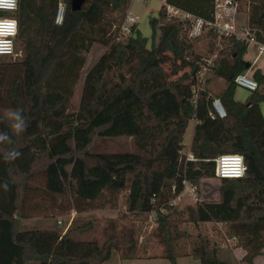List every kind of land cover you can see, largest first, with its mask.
Segmentation results:
<instances>
[{"label":"trees","instance_id":"1","mask_svg":"<svg viewBox=\"0 0 264 264\" xmlns=\"http://www.w3.org/2000/svg\"><path fill=\"white\" fill-rule=\"evenodd\" d=\"M58 1L18 0L13 14L18 22L15 49L20 41L22 55L14 64L0 63V86L7 84L6 97L0 95V114L19 108L27 122L18 136L0 123V131L13 140L11 145H0V264H104L112 250L122 260L135 258L139 248L146 253L151 240L161 246L158 257L170 264L184 256L201 264H224L217 244L207 235L182 228L185 222L221 223L223 234L245 251L242 260L247 263L264 254V116L260 108L264 73L254 69L251 76L257 89L243 102L234 98V77L248 70L244 59L248 45L233 36L217 40L212 29L197 36L206 37L207 53H216L211 72L224 80V86L215 96L205 87L195 92L188 79L169 81L162 67H145L140 58L147 51V38L136 24L130 26L125 41L119 40L129 0H85L77 11L71 9V0H61L65 15L56 25ZM236 1L242 11L246 0ZM213 2L164 0L158 16L149 20L152 39L157 26L160 36L148 58L172 47L177 58L183 59L188 44L197 38L188 37L189 20L169 17L166 5L211 20ZM263 19V15L248 18L260 41H264ZM255 24H261L262 30ZM171 39H177L176 47ZM95 42L107 48L86 71L74 110L71 98L85 65L81 54ZM192 53L194 71H198L208 55L194 43ZM100 92L108 99L89 116ZM213 98L220 99L224 117L210 118ZM191 119L196 122L189 146L193 159H186L181 152ZM96 137H130L134 150L92 152ZM10 148L21 156L5 162L3 151ZM219 155L242 156L244 175L219 179L217 200H203L184 210L170 205L184 190V181L196 186L202 178L216 177L214 159ZM123 192L125 213L106 219L97 238L76 239L72 227L65 232L56 227L22 228L23 220L37 214L54 217L55 212L115 209ZM150 213L155 214L156 225L145 243L138 245L139 229L131 215Z\"/></svg>","mask_w":264,"mask_h":264},{"label":"rangeland","instance_id":"2","mask_svg":"<svg viewBox=\"0 0 264 264\" xmlns=\"http://www.w3.org/2000/svg\"><path fill=\"white\" fill-rule=\"evenodd\" d=\"M60 1V0H59ZM58 1V2H59ZM164 3V0H129V8L126 12L125 20L123 21V25L125 24L130 27L132 24H136L137 28L141 32L142 36L147 38V51L140 58L141 61H145L147 68L149 70L156 69L158 67H162L168 75H170V79H176L178 77H183L188 79L191 83L192 88H197L199 84L198 79V71H194L193 64V53H192V44L194 43L196 49L204 55L211 56V54L207 53L205 47L206 37L195 38L193 39V43L190 42L186 49L185 55L183 59H179L176 56L175 50L171 47L170 51L166 53L159 54L153 58H148L149 51L158 42L160 36V29L157 26L156 36L152 39L151 34V26L149 20L152 17L158 16V10L161 5ZM55 14V12H54ZM114 17L115 13H111ZM263 15L264 18V0H246L243 10L240 11L238 15V20L240 23L247 22L250 16H253L256 19L260 18ZM128 17H132L134 22L131 23L128 20ZM264 21V19L262 20ZM258 29L261 24L258 26L255 24ZM129 35L128 31H122L120 36V41H125L127 36ZM170 44L173 47L177 46V39H171ZM106 46L95 42L89 51L82 53L85 57V65L83 70L81 71V75L74 87L73 96L71 98L72 108L74 110L77 109L80 96L83 86L84 75L86 71L93 65V63L97 60V58L106 50ZM22 47L20 41L17 42L16 45V56L14 58L8 57H0L1 64H14L19 60L22 55L21 51ZM256 55V50L253 46H248L246 51V59L248 62L252 63V58ZM207 57V56H206ZM254 68H260L264 72V54L260 56L258 61L255 64H252L251 68L248 69V75L251 76ZM18 71H20L18 69ZM207 81V82H206ZM201 87L207 88L212 95H217L221 88L224 86V80L215 76L211 71H208L204 76V81L200 84ZM0 95L6 97L7 95V84L0 86ZM250 92L243 87L236 86L234 92V98L238 101H245ZM107 96L104 92H100L93 103L92 109L89 112V116H92L105 102L107 101ZM262 110L264 114V104L262 105ZM194 124L192 121L188 123V127L184 134L183 144H189L192 139ZM90 151L92 152H116V151H133L134 144L133 140L130 137H121V138H100L96 137L93 143L90 146ZM190 150L187 146H184L181 155L184 157H189ZM218 185L219 179L217 177L214 178H202L199 182V185L193 186L190 183L184 184V190L172 199L169 204L172 205L177 210H184L187 207H195L196 203L207 200V199H218ZM125 192L120 195V204L115 209H102V210H92L83 213H75L74 211L67 212L65 214H60L55 212L54 217H43V214H37L35 217L23 220L22 228L23 229H34V228H59L62 232H65L68 227H72V235L79 240H90L97 238L99 235V229L103 226L104 221L110 218H116L119 214L125 213V206L123 204V197ZM164 212V210H161ZM131 218L134 219L139 232L137 234L138 237V245L145 243V239L148 238L150 231L155 227V214L150 213L147 217L143 216H134L131 215ZM128 224V222H124ZM182 228L186 229L189 232H200L204 235H207L213 243H216L219 247V257L221 260H224L225 264H234L232 262V253L231 247H233V242L235 244V240H231L225 236L224 226L219 223H198L192 224L189 222H185L182 224ZM161 250V246L155 241L151 240L148 243V249L146 253H144L143 248H139L135 253V258L122 260L119 257V253L115 250H112V254L108 260L104 262V264H170V261L165 258L158 257ZM157 256V257H153ZM177 264H201L199 260L193 259L190 256H184L177 259ZM29 264H39V262L32 261Z\"/></svg>","mask_w":264,"mask_h":264},{"label":"built area","instance_id":"3","mask_svg":"<svg viewBox=\"0 0 264 264\" xmlns=\"http://www.w3.org/2000/svg\"><path fill=\"white\" fill-rule=\"evenodd\" d=\"M18 0H0V14L7 13L9 16L0 15V55L14 58L17 54L15 49V39L18 34V22L13 14L17 10ZM65 4L59 1L55 10L53 21L56 25H60L64 20ZM167 14L169 17L178 18L180 20H189L190 29L188 37L194 38L205 34L212 29L216 35L217 40L222 36H233L239 41L245 42L248 46H253L256 50L257 57L264 54V41L256 38L254 30L250 27L248 21L240 23L238 15L240 14L239 5L236 0H214L213 14L211 20H203L190 13L184 12L172 5H166ZM128 20L133 23L134 19L128 17ZM131 26V25H130ZM128 31L130 34V27L125 24L121 25L119 35L122 31ZM120 40V37H119ZM216 53L209 57H204L198 70L199 84L197 88H192L195 92L203 87L200 84L204 81V76L213 67V59ZM247 70L244 73L237 74L234 77L236 86L243 87L249 92L257 89L258 84L256 80L249 76ZM226 112L220 102L219 98H213L211 101V110L209 116L211 119L222 118ZM186 159H193L192 154ZM215 162V176L218 179L229 177H241L246 171V165L243 157L239 155H219L214 159ZM188 183L184 181V184ZM231 240H235L232 238ZM230 241V239H228Z\"/></svg>","mask_w":264,"mask_h":264},{"label":"clouds","instance_id":"4","mask_svg":"<svg viewBox=\"0 0 264 264\" xmlns=\"http://www.w3.org/2000/svg\"><path fill=\"white\" fill-rule=\"evenodd\" d=\"M0 123H5L7 127L10 128L12 135L16 136L24 133L27 128L23 110L19 108L5 110L3 114H0ZM12 135L8 132L0 131V145H11L13 143ZM20 156L21 153L15 148L3 151V159L5 162H12ZM3 187L7 190V183H5Z\"/></svg>","mask_w":264,"mask_h":264},{"label":"crops","instance_id":"5","mask_svg":"<svg viewBox=\"0 0 264 264\" xmlns=\"http://www.w3.org/2000/svg\"><path fill=\"white\" fill-rule=\"evenodd\" d=\"M248 48V47H247ZM245 55H246V53L244 54V59L247 61V59H246V57H245ZM261 56V55H260ZM260 56H258L257 57V55H255L253 58H252V60H251V62L252 63H250V65L252 66V64H255L257 61H258V59L260 58ZM248 62V61H247ZM251 66H250V68H251ZM249 68V69H250ZM254 69H256V68H254ZM253 69V70H254ZM260 69V68H259ZM164 70V69H163ZM261 70V69H260ZM262 71V70H261ZM164 72L166 73V75H167V78H168V80L169 81H177V80H180L181 79V76L180 77H178V78H176V79H170V75H168V73L164 70ZM263 72V71H262ZM264 73V72H263ZM221 79V78H220ZM223 80V79H222ZM223 88V87H222ZM264 104V102H262L261 104H260V108H261V112H262V114H263V110H262V105ZM263 116H264V114H263ZM190 121H192L193 122V124H194V126H195V120H193V119H191ZM189 121V122H190ZM188 127V126H187ZM187 129V128H186ZM193 131H194V128H193ZM186 132V131H185ZM193 135V134H192ZM192 140V139H191ZM190 144H191V142L189 143V144H184V146H187V148H189V146H190ZM231 242H233L232 240H230ZM233 247H231V253H232V262L234 261V264H264V254H260V255H258V256H256L254 259H253V261H252V263H247V262H245V261H243L242 260V257L244 256V254H245V251L242 249V248H239V247H236L235 246V244H234V242H233ZM222 261H224V260H222ZM177 262H178V260H177ZM225 262H226V260H225ZM225 262H224V264H225Z\"/></svg>","mask_w":264,"mask_h":264},{"label":"water","instance_id":"6","mask_svg":"<svg viewBox=\"0 0 264 264\" xmlns=\"http://www.w3.org/2000/svg\"><path fill=\"white\" fill-rule=\"evenodd\" d=\"M84 1L85 0H71V9L73 11L80 10L82 8V5L84 4ZM250 66V63L246 62V68L249 69Z\"/></svg>","mask_w":264,"mask_h":264},{"label":"bare ground","instance_id":"7","mask_svg":"<svg viewBox=\"0 0 264 264\" xmlns=\"http://www.w3.org/2000/svg\"><path fill=\"white\" fill-rule=\"evenodd\" d=\"M0 57H7V56H1V55H0Z\"/></svg>","mask_w":264,"mask_h":264}]
</instances>
